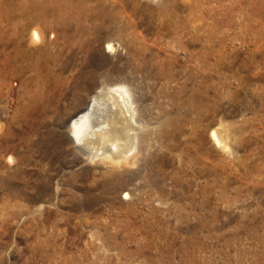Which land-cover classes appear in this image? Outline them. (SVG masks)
<instances>
[{"label": "rangeland", "instance_id": "1", "mask_svg": "<svg viewBox=\"0 0 264 264\" xmlns=\"http://www.w3.org/2000/svg\"><path fill=\"white\" fill-rule=\"evenodd\" d=\"M98 2L0 0V264H264V0ZM117 87L120 150L77 143Z\"/></svg>", "mask_w": 264, "mask_h": 264}, {"label": "bare ground", "instance_id": "2", "mask_svg": "<svg viewBox=\"0 0 264 264\" xmlns=\"http://www.w3.org/2000/svg\"><path fill=\"white\" fill-rule=\"evenodd\" d=\"M82 2L83 0H58L59 22L63 26H67V28L71 27L75 22L78 23V26L77 28L75 27L76 30L73 31V33H69L68 30H66L65 35L71 38H75L76 35L78 36L80 34L90 36V38L93 36H98L100 31L103 28H106V26L108 25L107 23L109 19H111L110 14H107L105 12H102V14H100L101 16L99 15L98 10L100 9V7L106 8L102 2H98L97 5H95V7H97L98 9L91 6H86L87 9H85L84 13L73 12L75 7L81 6V4H83ZM96 16L100 18L96 19ZM91 20H97V22L94 21L96 23H93L94 25L92 27H86V25L88 24L87 22ZM34 39L40 40L39 34L36 31L34 32ZM106 49L108 52L114 53L117 50V46L113 42H108L106 45ZM44 81L45 79L42 77L40 79V83L43 84ZM127 96L128 94L125 87L112 88L110 92L106 94L100 93L94 96L86 112L80 114L79 117L75 119L70 125L71 136L74 138V140L77 143L85 141L86 144L98 142L101 143L102 146L106 145V147L107 145H111V150L119 151L122 144L121 141L123 140L120 137L126 134L125 128L122 126V122L125 117L124 111L122 110V106H124L122 102L126 104ZM219 135L220 134H217L216 131L212 132L213 140L218 146L222 147L225 142L224 138L222 139Z\"/></svg>", "mask_w": 264, "mask_h": 264}]
</instances>
